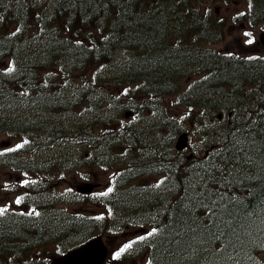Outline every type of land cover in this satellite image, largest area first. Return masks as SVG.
Instances as JSON below:
<instances>
[{
    "label": "trees",
    "instance_id": "1",
    "mask_svg": "<svg viewBox=\"0 0 264 264\" xmlns=\"http://www.w3.org/2000/svg\"><path fill=\"white\" fill-rule=\"evenodd\" d=\"M191 1L43 0L40 6L31 0H0V134L23 137L27 142L21 151L41 141L44 146L76 138L98 143L90 151L93 161L121 167L115 182L124 196L112 203L115 206H94L105 218L117 210L124 226L152 227L129 247L145 253L147 264H259L264 249V114L251 113L239 104L231 121L213 122L211 117H218L224 102L230 100L222 92L229 86L219 82H230L238 75L243 86L244 79H252L246 72L259 76L264 60L227 58L210 50L202 41L211 37L206 19H191L183 33L181 20L186 14L190 18L196 15L185 7ZM118 49L125 51L123 60L115 57ZM106 64H110L107 75L117 72L107 83L134 85L121 92L123 102L148 121L156 115L152 103L157 98L183 91L189 96H218L199 110L187 107L200 129V146L190 159L183 151L170 153L168 158L161 155L166 161L160 165L170 177L165 193L133 192L137 185L130 180L155 164L142 163V154L136 157L133 145L124 154L131 162L123 155L110 157L103 146L109 130L80 123L81 117L90 120L101 110L117 107L112 93L102 90V78L86 75L89 67ZM199 72L206 74L182 86L184 76ZM225 74L230 77L224 78ZM254 81L262 80L256 77ZM205 116L211 122H202ZM65 117L74 118L69 130L62 123ZM170 131L175 137L177 129L170 127ZM123 132L133 140L140 137V130L131 125ZM66 149L60 147L49 163L53 169L44 175L41 191H46V177L52 172L75 170ZM129 184L131 188L125 189ZM126 194L137 198L127 200ZM42 212L46 214L41 218L26 217V222L14 216L0 219V229L7 230L0 231V247L12 243L6 241L10 239L8 230L19 227L25 231L19 235L25 239L19 246L28 249L48 243L52 228L55 239L69 236L59 242L69 246L101 225L64 209L46 210L45 204ZM126 212L138 216H124Z\"/></svg>",
    "mask_w": 264,
    "mask_h": 264
},
{
    "label": "rangeland",
    "instance_id": "2",
    "mask_svg": "<svg viewBox=\"0 0 264 264\" xmlns=\"http://www.w3.org/2000/svg\"><path fill=\"white\" fill-rule=\"evenodd\" d=\"M202 1H204V3L199 6L197 15L201 17L198 18H205L207 20L208 32L218 33L219 30L222 32V35L218 37L220 40L216 39L211 42L208 38L202 39L203 43L209 44L210 50H221L232 53H240L239 51H243L245 54L262 53L264 51L263 40L260 37L261 33L264 32V20L261 21V19H258L256 23H252L248 17V13L251 14L253 11H257L258 14L264 12V0H254V4L251 0ZM191 19L195 22H199L196 18ZM213 24H216L218 29H216ZM177 41L178 39L176 37L174 42L177 43ZM124 54L125 51L121 49L116 51V57L121 60L125 58ZM109 66L110 64L91 66L86 70V75L89 77L96 75L102 78V82L104 83L102 90L112 93V97L117 100V107L111 106L110 109L102 110L101 113H96L90 120L86 117H81L80 123L91 124L94 130H96V128L109 130L105 136L106 140L103 142V146L109 152L110 157L113 158L123 155L122 158L127 160L126 162H131L133 159L124 155L127 153L130 145L135 146L134 151L138 152L137 157L141 149L144 151L142 155L148 153V156L150 154L154 155V151H156V157L164 153L162 147H168L170 151H173L171 145L175 144L173 139H175L176 136L173 137V135H169L168 129H170V127L177 129L179 133L183 131L188 132L190 150L198 146L201 140L200 129L197 124L193 123L190 119L187 107L199 110L205 103L207 105L213 104L214 100L217 101V97L214 94H209L207 96H189L186 91H183L180 94L166 95L163 98H157L155 100L156 115L153 117V120L150 119V121L139 116L140 112H136V109H134L135 114L132 115V113H129L125 115V110L133 107L126 101L123 102L124 98L121 92L133 89L135 86L132 84L124 85L121 82L114 85L108 84L107 82L111 79L110 76L117 73L116 71H111L110 76L107 75L106 72ZM199 76H201V73H192L189 74L188 77L184 76L181 83L182 86H185L191 80L197 79ZM65 91L68 96H72L70 89H66ZM222 92L223 95L229 97L227 89H223ZM240 101L241 99L233 103L238 104ZM123 103L127 104L126 107L122 106ZM141 103L142 101L139 100V104ZM161 116H166V118L160 119ZM208 119L209 117H203L201 121L206 123L211 122ZM211 119L213 122L217 121L216 117H211ZM62 123L64 127L69 130L70 127L74 126V118L66 117ZM130 125L140 130V137L136 140H133L132 136L126 135L123 132V128ZM100 132L103 133V131ZM8 136L9 135L6 134L0 135V151H2V147L9 150L11 146L16 145V142L21 141L20 138L14 139ZM1 142H4V144ZM54 146L53 151H44L38 148L35 154H29L28 156H30L32 160H38L41 164H47L52 162V159L57 155L60 147H66L67 149L64 152L72 156V164L76 167V170L66 171L65 173H51L52 176L50 178L52 180V186L54 187L50 195L53 197L55 207L58 209L61 207L71 212L73 216H85L87 219H93L96 224L102 223L99 227L105 231L118 230V228H121L119 234L116 232L106 235L110 250L112 251L113 249L112 257L108 264L147 263L148 259L145 253L126 259L122 255L123 251H121V249L125 248L126 243L140 239V236L144 233L133 234L134 230L137 229L136 226L131 225L130 227H123V225L118 223L117 219L114 218L113 222L110 220L103 221L102 211L97 210L93 202L81 200L82 195L78 193L76 189V185L83 181H94L98 184L93 192L96 197L102 199L105 195L112 196V192H108V190L115 181L117 170L120 171L119 169L121 167L104 166L93 161L91 158L92 154L89 156V152L96 150L98 143L96 146L92 139H70L61 143L54 142ZM83 155L86 162L80 159ZM19 158H21V156ZM148 162L149 161H144L142 163ZM151 167L152 169L150 171L139 173L134 178L133 184L139 185V187L144 189H150L153 186L154 191L164 193L165 189L163 186H165V184L158 185L159 181L166 179L163 169L157 164ZM28 178L29 176L20 169L0 170V207H11L15 202H18L19 199L25 203L29 202L25 195H19V192L24 188L23 183ZM131 186L132 184H129L125 189H129ZM156 186L160 188L157 189ZM126 197L129 200L136 198L130 196ZM124 209L128 211V208ZM96 230L97 229H95L93 234L100 232V230ZM60 250L59 245L55 241H52L49 244L35 247L32 252L28 253V257L25 258V261L32 262L31 264H46L54 256L58 255ZM117 253H119V255H117Z\"/></svg>",
    "mask_w": 264,
    "mask_h": 264
},
{
    "label": "water",
    "instance_id": "3",
    "mask_svg": "<svg viewBox=\"0 0 264 264\" xmlns=\"http://www.w3.org/2000/svg\"><path fill=\"white\" fill-rule=\"evenodd\" d=\"M178 143L179 148H182L186 144L185 133L180 136ZM93 186L94 184L87 183L83 186H79V189L83 192H88L92 190ZM84 246L94 249V254L89 251L86 255L83 253H72L54 259L52 264H67L70 259H74L69 261L71 264H101L107 253V249L104 246L101 237L98 236L92 239Z\"/></svg>",
    "mask_w": 264,
    "mask_h": 264
},
{
    "label": "snow or ice",
    "instance_id": "4",
    "mask_svg": "<svg viewBox=\"0 0 264 264\" xmlns=\"http://www.w3.org/2000/svg\"><path fill=\"white\" fill-rule=\"evenodd\" d=\"M249 42H251V41H249ZM109 191H111V189H109ZM106 194V193H105ZM3 210L2 209H0V212H2ZM149 235H151V233H149ZM125 247H130V245H127V246H125ZM121 251H124V249H121ZM117 255H119V253H117Z\"/></svg>",
    "mask_w": 264,
    "mask_h": 264
},
{
    "label": "bare ground",
    "instance_id": "5",
    "mask_svg": "<svg viewBox=\"0 0 264 264\" xmlns=\"http://www.w3.org/2000/svg\"><path fill=\"white\" fill-rule=\"evenodd\" d=\"M141 14V13H140ZM140 16V15H139ZM158 17V16H157ZM144 18V17H143ZM137 19V18H136ZM177 55V54H176Z\"/></svg>",
    "mask_w": 264,
    "mask_h": 264
}]
</instances>
